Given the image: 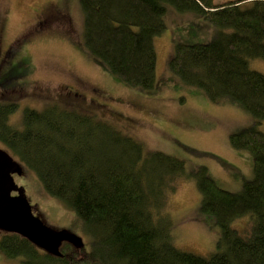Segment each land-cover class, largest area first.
Instances as JSON below:
<instances>
[{
  "label": "trees",
  "instance_id": "1",
  "mask_svg": "<svg viewBox=\"0 0 264 264\" xmlns=\"http://www.w3.org/2000/svg\"><path fill=\"white\" fill-rule=\"evenodd\" d=\"M167 4L212 24L209 42H175L169 68L211 100L229 97L255 118V124L230 134L233 147L252 153L253 177L232 192L205 166L187 173L183 159L145 150L94 112L59 103L25 108L18 127L9 121L16 104H0L2 145L75 211L90 236L88 247L63 242L62 255L55 256L18 233L4 232L0 250L7 257H20L23 264H264V132L258 128L264 73L250 67L251 58L264 59V0H80L84 46L126 84L156 89L154 37L166 27ZM8 60L0 66V88L16 86L30 72L24 61ZM182 177L196 179L199 209L220 229L217 250L209 256L177 247L167 217L156 214ZM244 215L251 221L247 234L231 225Z\"/></svg>",
  "mask_w": 264,
  "mask_h": 264
},
{
  "label": "rangeland",
  "instance_id": "2",
  "mask_svg": "<svg viewBox=\"0 0 264 264\" xmlns=\"http://www.w3.org/2000/svg\"><path fill=\"white\" fill-rule=\"evenodd\" d=\"M227 1L231 0H213L214 4ZM164 21L165 29L154 37L156 89L145 90L126 84L90 56L83 43L80 0H0V63L5 60L0 66L7 59L24 61L30 71L16 86L0 88V104H16L9 121L18 127L25 108L41 110L59 103L94 112L132 135L145 150L183 159L187 173L205 166L220 187L238 192L253 177V155L233 147L230 134L256 120L229 97L211 100L204 90L183 83L169 68L175 42H209L213 35L208 25L212 24L171 4H167ZM250 67L264 73V59L251 58ZM258 128L264 132V119ZM0 146L5 148L1 142ZM21 165L23 173L14 174V179L24 188L33 213L52 228L79 235L88 247L90 236L82 219L50 195L32 169ZM200 198L196 179L182 177L164 210L156 214L160 219L167 217L177 247L209 256L217 250L220 229L212 215L200 211ZM231 225L247 234L250 217H239ZM4 232L0 229V238ZM0 264L23 263L20 257L9 258L0 250Z\"/></svg>",
  "mask_w": 264,
  "mask_h": 264
},
{
  "label": "water",
  "instance_id": "3",
  "mask_svg": "<svg viewBox=\"0 0 264 264\" xmlns=\"http://www.w3.org/2000/svg\"><path fill=\"white\" fill-rule=\"evenodd\" d=\"M22 173L21 162L0 146V229L18 233L55 256L62 255L60 247L63 242L83 247L79 235L68 229L52 228L33 213L24 188L14 179V174Z\"/></svg>",
  "mask_w": 264,
  "mask_h": 264
},
{
  "label": "flooded vegetation",
  "instance_id": "4",
  "mask_svg": "<svg viewBox=\"0 0 264 264\" xmlns=\"http://www.w3.org/2000/svg\"><path fill=\"white\" fill-rule=\"evenodd\" d=\"M40 23H41V21H40ZM5 53H7V51H5ZM1 61H2V62L5 61L4 58L1 59ZM2 62H1V63H2ZM1 63H0V65H1ZM10 88H12V87H10ZM6 89H8V88H6ZM3 231H4V230H3ZM5 232H6V231H5Z\"/></svg>",
  "mask_w": 264,
  "mask_h": 264
}]
</instances>
